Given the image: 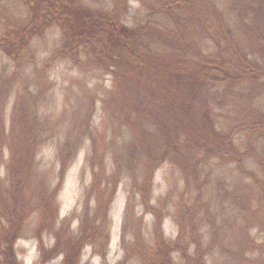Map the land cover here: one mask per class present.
<instances>
[{
	"label": "trees",
	"instance_id": "trees-1",
	"mask_svg": "<svg viewBox=\"0 0 264 264\" xmlns=\"http://www.w3.org/2000/svg\"><path fill=\"white\" fill-rule=\"evenodd\" d=\"M12 1H20L25 11L13 17L7 13L8 0H0L1 99L6 102L16 89L26 98L38 97L40 109L28 114L36 127L48 129L40 120V110L46 105L43 100L52 93L47 67L56 57L44 58L40 69L42 51L36 43L37 37L57 28V57L74 58L82 68L92 64L94 71L110 76L117 102L114 105H120L116 112L120 127H128L132 133L133 142L114 151L115 168L111 171L105 160L108 148L102 150V158L95 161L93 157L91 187H97L95 202L89 190L79 213L78 231L66 237L63 264H79L87 243L109 237L111 204L126 175L132 177L134 190L126 207L123 243L127 251L121 263L136 253L148 264H208L211 247L203 246L201 226L205 216L210 220L213 213L202 196L212 163L235 162L254 181L264 204V180L247 164V158L255 156L264 167V105H252L258 97V101L264 100V61L242 46L238 36L245 25L250 46L264 49V0H140L149 11L135 24L122 21L109 8L97 11L81 0L9 3ZM232 94L242 100V95H250L251 107L245 109V116L229 123L224 110L219 113L212 99L220 103ZM24 126L9 128L6 118L0 116V264H22L16 244L34 211L40 210L43 222L53 220L57 191L80 147L66 144L65 139L59 146L60 168L57 172L48 168L51 176L40 184L39 169H32L29 129ZM144 127H153L159 137L156 157L141 170L130 154L142 139ZM242 135L249 139L245 149L240 144ZM84 138V133L79 135L77 144ZM93 149L100 155L94 144ZM125 157L129 158L128 165ZM179 159L186 165L187 185L180 190L178 202L172 201L174 192L170 191L159 205L161 200L154 199L156 170L165 162ZM26 193L40 196L41 204H34ZM136 200L144 208L139 216ZM240 201L251 209L245 199ZM202 208L205 214L199 215ZM147 213L155 216L154 236L148 242L141 229ZM167 214L173 215L180 226L176 240L166 236ZM133 227L135 247L129 236ZM248 242L253 249L264 251V244L256 243L250 235Z\"/></svg>",
	"mask_w": 264,
	"mask_h": 264
},
{
	"label": "rangeland",
	"instance_id": "rangeland-1",
	"mask_svg": "<svg viewBox=\"0 0 264 264\" xmlns=\"http://www.w3.org/2000/svg\"><path fill=\"white\" fill-rule=\"evenodd\" d=\"M81 1L97 11H105V8H109L116 17L129 24L140 22L149 11L140 0ZM7 7V13L13 17H18L25 11L20 1L9 3L8 0ZM238 31L242 46L248 51L249 49L255 51L257 56L264 61V49L258 50L250 46L251 37L246 26L240 27ZM58 36L59 30L51 28L37 37L36 43V48L42 51L39 58L40 69L45 64L42 62L44 58L46 60L49 56L56 57L54 64L47 67L53 83H51L52 93L49 94L50 98L43 100L46 105L43 104L44 107L40 110L42 114L40 120L47 125L48 129L36 127L33 116L28 114V112L33 114L35 110L40 109L37 105L38 97L26 98L27 95L24 93L18 95L17 89L11 93L6 102L0 97V116L6 118L7 126L11 128V126L25 125L24 127L29 129V138L34 153L32 169L37 170L38 168L40 171L38 173L35 171L40 177L37 180L38 183L44 184L43 181L47 180L48 175L51 176L48 168L53 167L56 172L60 168L59 146L62 142L65 143V139L66 144L71 142L70 144L76 146V149L80 145L53 202L55 212L53 220L43 222L40 210L34 211L27 218L24 232L16 244L18 257L22 264H41L43 260L44 264H63L64 248L67 245L66 237L71 231H78L79 213L89 195V190L93 191L92 201L95 202L94 192H97V187H91L93 157L97 161L103 157L102 150L108 148L109 152L108 154L105 152V160L108 162V171H111L115 168L114 151L133 142L131 141L132 133L128 127H120L117 118L119 116L116 115L120 105H114L117 102L113 99L115 93H113L110 76L105 72L94 71L92 64L89 68L86 66L82 68L74 58L57 57ZM249 96L248 94L242 95V100L236 97V94H232L223 97L222 102L219 100L220 103L212 99V103L219 113L224 110L225 120L230 123L245 116V109L251 107ZM258 99L259 97L252 105L259 103L264 105V100L258 101ZM90 114L88 126L86 121ZM82 133L85 138L81 144H77L76 138ZM142 136L135 146V151L130 154L133 162L136 161L138 169L141 170L144 165L147 166L156 157L159 135L153 127H144ZM242 138L240 144L245 149L249 139L245 135H242ZM93 144L99 149L100 155L99 152L98 154L94 152ZM124 162L128 165L129 158L125 157ZM247 164L254 168L264 180V167L258 163L255 156L247 158ZM236 165L235 162L212 163L210 174L203 187L202 197L210 203L213 213V218L210 220L205 216L201 226L203 246L211 247L208 253V264H264V251L260 248L253 249L248 242L250 235L257 239L256 243L264 244V204L258 189H255L254 181L244 175ZM185 166V163L179 159L175 162H165L158 167L154 180V199L155 201L161 200L159 205L165 202V196L170 191L174 192L172 201L178 202L180 190L187 185ZM54 171H52V176ZM2 173L3 175L6 173L4 167H2ZM6 182L10 183L9 179ZM133 185L132 177L124 176L111 204L109 237H101L87 243L82 250L79 264H148L142 256L136 253L126 262L121 263L127 251L123 243V226L129 193L134 190ZM196 192L195 190L194 193ZM26 196L34 204H41L40 196L36 198L35 195L32 197L28 193ZM242 198L251 205L250 210L245 208L244 201H240ZM136 203V212L139 216L144 212V208L138 204V200ZM185 204L186 208L188 205L186 202ZM203 214H205V209L202 208L199 215ZM154 219L155 216L151 213L145 215L144 225L141 228L145 236L144 241L148 242L154 236ZM164 229L167 237L172 240L177 239L180 226L173 215L165 216ZM129 236L132 246L135 247L137 241L134 227L133 233ZM56 243H58L57 247L52 249Z\"/></svg>",
	"mask_w": 264,
	"mask_h": 264
}]
</instances>
